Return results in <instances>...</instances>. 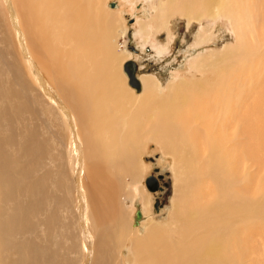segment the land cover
<instances>
[{"label":"bare ground","instance_id":"1","mask_svg":"<svg viewBox=\"0 0 264 264\" xmlns=\"http://www.w3.org/2000/svg\"><path fill=\"white\" fill-rule=\"evenodd\" d=\"M161 4L189 22L225 15L236 44L209 64L211 77L166 92L141 80L133 96L116 54V1L105 11L102 0H0L21 89L0 82V264H78V249L82 264H264V0ZM21 92L32 106L21 108ZM43 104L60 117L51 138L68 153L73 187L48 165ZM148 142L170 157L177 183L169 221L137 236L120 198H132ZM68 197L75 215L63 224Z\"/></svg>","mask_w":264,"mask_h":264},{"label":"rangeland","instance_id":"2","mask_svg":"<svg viewBox=\"0 0 264 264\" xmlns=\"http://www.w3.org/2000/svg\"><path fill=\"white\" fill-rule=\"evenodd\" d=\"M102 1L105 11L108 9H106L104 4L108 2L116 1L120 7L118 11L112 10L117 12L111 14V16H113L112 19L115 23L116 54L121 60V67L127 60L133 61L136 65L135 73L139 82L151 79V81H154L162 88L163 92H166L174 84L193 82L204 77H211L213 67L210 65L222 61V59L218 60L219 57L236 44L237 34L234 30V23L225 15L202 16L200 20L196 19L189 22L184 17L178 16V14L170 17L164 16L161 10V3H165L167 0ZM109 11L111 10L109 9ZM1 12L4 17V11L1 10ZM8 26L9 24L7 23V31L10 28ZM3 32L5 31L0 27V39L4 37ZM2 40H0V71H2V73L0 72V82L3 83L5 88H9L13 84V89L21 90L16 80L12 82L14 78L8 62L9 59L11 60L9 50L18 54V43L12 34L9 35L12 49L10 43L7 42V44ZM232 62L229 60L226 63L230 64ZM206 73L208 74L206 75ZM121 74L128 78L124 71H121ZM128 86L126 83V87L131 91L133 96L138 95ZM27 96L23 93L20 95L18 103L22 104V109L28 107V105L29 107L32 106V98L29 100ZM47 102L51 104L49 101ZM45 107L43 104L37 116V122L41 125V133L48 140V165L52 169L61 165L62 173L69 177L71 186L73 187V175L71 173V163L69 162L68 153H66V149H63L60 157L57 148L58 143L54 142L51 138L53 133L52 126L55 124V120L60 117L55 109L53 113ZM14 138L17 140V135L14 134ZM143 150L139 159L142 165L141 178L137 181L138 183L136 182L134 185L131 183L128 187V191L133 193L131 194L132 198L128 199L125 197L124 199L123 196L120 198L123 208L126 211H130L129 224L131 230L135 228L139 229L137 236L144 233L149 222L166 223L169 221L177 183L176 170L169 156H166L153 142L146 143ZM149 176H154L159 186V189L153 193L148 191L145 186V180ZM129 182L130 180L127 179L126 183ZM143 197H146L148 200L146 210L142 205ZM68 199L72 202L69 197ZM137 210L141 212L142 217L136 225L135 212ZM71 211L75 215L74 202L71 203L70 207L64 208L61 212V223L67 222ZM253 241L257 245H260L261 238L258 237L257 241ZM128 246L130 247V243L126 240L121 249L122 256L119 252L118 258L123 257L127 259ZM77 253H70L69 256L72 260H77L76 263L82 264L79 249ZM254 258L255 255L246 256L243 264H252Z\"/></svg>","mask_w":264,"mask_h":264},{"label":"water","instance_id":"3","mask_svg":"<svg viewBox=\"0 0 264 264\" xmlns=\"http://www.w3.org/2000/svg\"><path fill=\"white\" fill-rule=\"evenodd\" d=\"M111 7L113 5L111 4ZM123 71L128 77V85L133 87L136 91H140L141 86L140 82L137 80L135 76L136 65L133 61H127L123 64ZM146 188L150 192H155L159 189L158 182L154 176H149L145 180ZM141 219V213L139 210L135 212V222L137 223Z\"/></svg>","mask_w":264,"mask_h":264}]
</instances>
